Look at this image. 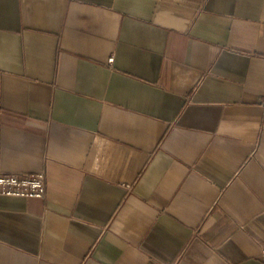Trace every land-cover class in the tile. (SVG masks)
Segmentation results:
<instances>
[{"label":"crops","instance_id":"0c3cea01","mask_svg":"<svg viewBox=\"0 0 264 264\" xmlns=\"http://www.w3.org/2000/svg\"><path fill=\"white\" fill-rule=\"evenodd\" d=\"M0 264H264V0H0Z\"/></svg>","mask_w":264,"mask_h":264},{"label":"built area","instance_id":"2783aa9c","mask_svg":"<svg viewBox=\"0 0 264 264\" xmlns=\"http://www.w3.org/2000/svg\"><path fill=\"white\" fill-rule=\"evenodd\" d=\"M46 176L42 173H0V197L42 199L46 194Z\"/></svg>","mask_w":264,"mask_h":264}]
</instances>
